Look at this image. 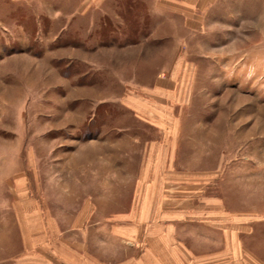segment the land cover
I'll return each mask as SVG.
<instances>
[{
    "label": "rangeland",
    "instance_id": "obj_1",
    "mask_svg": "<svg viewBox=\"0 0 264 264\" xmlns=\"http://www.w3.org/2000/svg\"><path fill=\"white\" fill-rule=\"evenodd\" d=\"M156 1L154 9L149 0H97L88 9L83 0H0L3 205L28 198L47 223L91 195L109 200L91 208L129 210L155 130L125 103L178 68L170 129L178 147L220 148L223 168L235 170L223 178L227 207L264 212L262 13L245 0L229 11L228 1L207 27L189 29ZM90 163L103 165V178Z\"/></svg>",
    "mask_w": 264,
    "mask_h": 264
},
{
    "label": "crops",
    "instance_id": "obj_2",
    "mask_svg": "<svg viewBox=\"0 0 264 264\" xmlns=\"http://www.w3.org/2000/svg\"><path fill=\"white\" fill-rule=\"evenodd\" d=\"M96 1L83 0V6L89 9ZM228 1L229 11H237L244 0H163L160 5L180 15L185 27L201 29ZM245 1L246 10L260 11L264 21V0L261 9ZM179 71L159 75L143 96L125 103L135 119L155 130L133 181V206L98 210L89 205L107 204L108 197L91 195L82 199L80 210L57 212L47 223L49 213L28 198L10 206L0 202V264H264V212L227 207L223 178L235 170L223 168L220 148L182 150L170 130ZM90 164L91 172L104 176L102 164Z\"/></svg>",
    "mask_w": 264,
    "mask_h": 264
}]
</instances>
